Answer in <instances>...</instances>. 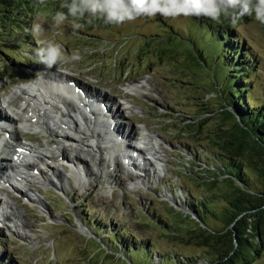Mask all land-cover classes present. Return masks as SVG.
Masks as SVG:
<instances>
[{"label":"rangeland","instance_id":"rangeland-1","mask_svg":"<svg viewBox=\"0 0 264 264\" xmlns=\"http://www.w3.org/2000/svg\"><path fill=\"white\" fill-rule=\"evenodd\" d=\"M46 2L37 9L39 14L32 23V28L34 23L42 26L35 40L59 44L66 59L57 67L46 68L35 54L15 44L0 46V100L10 98L20 88L36 86L39 75L48 70L63 72L89 89L125 103L128 108L122 114V123L132 126L133 133L139 130V137L146 134L160 158L149 161L156 174L154 169L142 171L136 165L148 155L147 150L133 160L123 159L107 148L95 150V160L89 154H80L93 170V174L82 171L81 175L72 164L55 161L50 155L60 153L57 142L64 132L73 136L78 133L51 120L29 124L31 131H41L39 137L46 154L28 157L39 166V170L29 171L33 175L29 181L8 180L0 173V264H133L115 258L117 253L107 250L92 233L94 225L106 228V235L113 227L137 240L149 239L154 252L176 249L182 255H203L202 246L185 238H172L160 224L164 216L170 220L173 215L188 216L191 192L204 194L213 189L221 194L236 186L226 177L214 181L208 172L215 168L210 165L214 162L210 151L215 146L211 131L220 127L223 132H231L233 122L223 112L222 95L214 91L209 76H201L203 72L185 36L175 31L186 29L188 18L167 19L173 28L156 17H139L104 29L76 18L75 22L83 27L73 30L74 18L70 16L59 26L52 22L57 11L67 13L61 7L65 0ZM235 29L258 69L251 76L252 105L264 106V24L254 14L241 16ZM29 47L35 49L36 43ZM73 53H78L80 59L72 60ZM8 54L14 56L12 61ZM23 55L33 57L36 67L23 65ZM25 79L29 82L22 83ZM100 83L107 86L98 88ZM26 99L28 96L23 94L17 99L18 105ZM71 116L74 120L81 118L75 113ZM11 118L16 122L9 128L14 130L0 131V141L13 151L20 142L36 144L27 139L28 131L17 116L12 114ZM196 129L200 131L193 133ZM190 140L198 141L194 148ZM1 155L7 154L0 151V165L8 166L14 153L4 158ZM188 219L187 224L177 227H183L181 235L192 226ZM169 254L172 257L173 251ZM154 257H158L156 253ZM135 262L140 263L137 259ZM254 264H264V258Z\"/></svg>","mask_w":264,"mask_h":264},{"label":"trees","instance_id":"trees-1","mask_svg":"<svg viewBox=\"0 0 264 264\" xmlns=\"http://www.w3.org/2000/svg\"><path fill=\"white\" fill-rule=\"evenodd\" d=\"M31 1L0 0V46L11 43L21 48L26 45L23 51H30L27 48L33 40L32 20L39 14L37 9L47 4V0ZM187 18V28L181 31L175 28V31L180 37L185 36L197 62L201 59L212 73L214 91L217 89L223 102L237 112L246 127L242 130L233 126L231 132L216 127L211 131L215 146L210 151L214 161L210 165L215 168L208 172L214 181L226 177L236 186L231 192L221 194L213 189L210 193H193L190 214L185 217L192 226L186 229L185 235L180 234L183 227L177 228L179 224H187L184 215H173L171 220L164 216L160 220L161 227L171 233L172 238L195 241L204 248L203 255H182L176 249L171 250L172 257L170 250L154 252L149 239L137 240L123 229L113 227H109L111 234L106 235V228L94 225L92 233L108 250L133 264H137L135 259L139 264H254L264 258V106H253L250 98L253 91L251 76L258 69L254 68L250 51L240 43L229 17L222 15L219 23L204 17ZM80 19L82 23H88L87 17ZM156 19L174 27L162 16L157 15ZM90 24L101 29L114 25L105 24L102 19H95ZM8 55L12 61L14 56ZM23 57V65H31L34 61L29 56ZM198 65L199 71L203 72L201 76L207 77L203 66ZM222 110L229 114L224 107ZM199 131L192 130L193 133ZM189 143L190 147H195L198 141ZM187 149L190 150L189 146ZM154 253L158 257H154Z\"/></svg>","mask_w":264,"mask_h":264},{"label":"bare ground","instance_id":"bare-ground-1","mask_svg":"<svg viewBox=\"0 0 264 264\" xmlns=\"http://www.w3.org/2000/svg\"><path fill=\"white\" fill-rule=\"evenodd\" d=\"M102 86H107V84L100 83L98 88ZM60 88L68 91L76 100L67 99L62 94V91L59 90ZM23 94H26L28 99L24 100V104L19 106L17 99L22 98ZM56 100L61 101L67 111ZM122 106L124 105L121 101L110 98L102 91L91 90L78 82L70 80L67 75L54 70H48L47 74L39 75L37 85L30 88V90L20 88L10 98H2L0 100V111L4 114L0 117V130H14V128H9L10 125L16 122L14 118H11L12 113L17 116V119L21 123L23 122V128L28 131L27 139L34 143L36 142V144L20 142L18 144L19 148L13 151L11 148H8L7 143L0 141V151L7 154L1 155L2 158L8 157L10 153H14V156L9 160L10 165L6 167L0 165V173L4 174V177L8 178V180H31L32 174L29 170H39V166L31 162L28 156L37 154L45 157L46 153L42 149L39 137L41 131H31L28 126L29 124L34 125L40 122L45 123L46 120L54 121L63 129H70L78 133L77 136H73L64 132V135L60 136L61 141L57 142V149L60 153L51 152L50 155L51 159L55 161L62 160L72 164L75 167L74 169L78 170L81 175H83L81 171H84L86 174H93V170L89 168L87 161L83 160L80 154H89L88 156L95 160L96 151H102L107 148L108 151L122 150L123 157L130 160L131 154L139 156L140 153L135 149V141L145 143L150 153L160 158L157 148L151 143L148 136L143 135L139 139L137 136L139 130L133 133L131 131L133 129L132 126L127 127L123 125ZM7 113L11 117L7 116ZM72 113L79 114L81 116L80 120H74L71 116ZM68 116L72 119L64 118ZM94 116L96 118H104V120L98 125V121L96 120L94 124L93 119H96ZM79 121H81L80 124ZM68 150L73 155H69ZM92 151L95 153H92ZM118 166L122 167L120 161ZM141 167L144 170H155L151 162L147 161V159L145 160V158L141 161ZM53 171L56 172L55 169ZM155 173L157 174L156 170ZM43 181L47 182L48 180L45 178Z\"/></svg>","mask_w":264,"mask_h":264},{"label":"clouds","instance_id":"clouds-1","mask_svg":"<svg viewBox=\"0 0 264 264\" xmlns=\"http://www.w3.org/2000/svg\"><path fill=\"white\" fill-rule=\"evenodd\" d=\"M67 8V13L57 11L52 22L59 26L68 17L74 18L73 30L83 27L75 22L76 18H88V23L102 19L105 24L120 25L139 17L154 18L157 15L165 19H175L180 16L204 17L214 23H219L222 15L230 18L233 26L239 17L252 16L264 24V0H65L61 5ZM42 30L39 24H33L32 35ZM35 55L38 62L46 68L57 67L66 57L59 44L53 41L35 40ZM72 60H79L78 53H73Z\"/></svg>","mask_w":264,"mask_h":264},{"label":"water","instance_id":"water-1","mask_svg":"<svg viewBox=\"0 0 264 264\" xmlns=\"http://www.w3.org/2000/svg\"><path fill=\"white\" fill-rule=\"evenodd\" d=\"M198 63L203 66L206 75L209 76L208 78L212 81L213 86H215L214 82H213L214 78L212 76V73L205 66L204 62L201 59H198ZM223 107L229 113L228 116L230 117L231 121L233 122L232 126H237L238 128H240L242 130H246V127L243 124V122L241 121V119H240L239 115L237 114V112H235L231 107H229L224 102H223ZM115 258L120 259L122 262L125 261V259L123 257H121V256H119L117 254L115 255ZM125 262H127V261H125Z\"/></svg>","mask_w":264,"mask_h":264}]
</instances>
